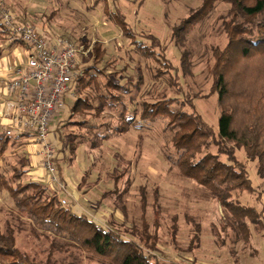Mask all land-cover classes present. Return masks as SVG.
Wrapping results in <instances>:
<instances>
[{
    "label": "rangeland",
    "instance_id": "obj_1",
    "mask_svg": "<svg viewBox=\"0 0 264 264\" xmlns=\"http://www.w3.org/2000/svg\"><path fill=\"white\" fill-rule=\"evenodd\" d=\"M4 1L39 30L45 32L46 27L51 34L66 37L84 51H90L82 56L89 66L95 58L94 45L103 43L106 56L101 66L110 63L109 72H120L117 80L132 89L133 104L138 109L143 102L162 98L183 102L189 95L196 98L194 104L205 121L218 131L220 109L218 94L211 92L210 69L214 64L213 50L225 48L228 41L224 21L228 20L229 5L215 3L210 14L179 40L183 42L181 47L177 45L178 38L173 37V29L200 9L203 0ZM116 9L126 16L136 33L153 34L168 46L165 56L178 69L182 92L171 84L176 71L158 76L159 70L167 69L131 46L112 17ZM185 50L189 66L184 72L181 64ZM140 76L143 84L136 90L132 85L137 84ZM86 94L96 96L94 90H87ZM66 104L71 108L74 102L66 100ZM58 122L59 118H55L51 124L52 137L58 138ZM165 124L163 119L144 120L96 149L81 145L75 156L64 152L61 166L64 181H61L70 194L72 191V203L80 205L99 225L124 237L137 241L145 237L156 242L152 252L170 264H264V225L261 230L247 216L236 218L209 190L181 174L172 134L164 129ZM63 132L85 133L73 127L64 128ZM54 143L58 151L57 139ZM30 147L32 144L26 142L11 147L1 160L0 173L10 178L15 170L25 168L28 172L24 181L43 180L38 176L40 169L30 163L33 154ZM236 154L247 165L255 191L234 192L232 200L260 218L261 212L264 213V180L258 177L256 163L250 162L243 151ZM14 210L13 199L7 191L0 190V225L4 228L10 221L19 226V247L32 257L45 260L52 240L41 233L33 235L27 221L18 224L11 215ZM53 259L59 264H109L74 247L55 250Z\"/></svg>",
    "mask_w": 264,
    "mask_h": 264
},
{
    "label": "trees",
    "instance_id": "obj_2",
    "mask_svg": "<svg viewBox=\"0 0 264 264\" xmlns=\"http://www.w3.org/2000/svg\"><path fill=\"white\" fill-rule=\"evenodd\" d=\"M217 2L230 6L228 20L224 21L228 41L225 48L213 50L214 64L210 69L211 92L218 94L220 109L218 131L205 121L194 104L196 98L189 95L183 102L174 98L143 102L138 109L133 104L132 89L117 80L120 72H109L110 63L101 66L106 50L103 43L98 42L94 45V62L76 86L77 99L70 108L69 117L58 123L60 148L56 165L60 178L63 163L60 154L68 151L75 156L81 145L96 149L103 142L128 133L144 120L163 119L166 121L164 129L172 134L181 174L209 190L236 218L247 216L261 229L264 213L261 212L260 218L253 217L248 210L235 205L232 196L238 191H255L247 165L238 159L237 151H243L250 162L257 164L258 177L264 180V0H203L200 9L190 13L173 29V37L178 38L177 45L183 47L179 40L209 15ZM112 17L138 53L155 59L167 69L159 70L158 76L177 72L171 84L177 85L176 89L182 92L178 69L165 56L168 46L153 34L136 33L119 9ZM188 60L185 50L181 64L184 72L188 69ZM142 84L140 76L132 86L137 90ZM87 90H94L96 96H89ZM95 101H99L98 106ZM89 118L95 121L91 123ZM67 127L85 133L64 134L63 129ZM26 137H8L0 133V170L7 151L22 145ZM27 172L25 168L15 170L10 178L0 173V190L7 191L13 199L15 210L11 215L18 224L27 221L33 235L41 233L52 240L50 253L45 260L32 257L18 245L20 227L7 221L4 228L0 225V264H59L53 259L54 251L66 247L77 248L109 264H170L152 252L156 242L145 237L137 241L105 228L88 214L74 210L72 202L63 206L57 189L52 190L36 180L24 181Z\"/></svg>",
    "mask_w": 264,
    "mask_h": 264
},
{
    "label": "built area",
    "instance_id": "obj_3",
    "mask_svg": "<svg viewBox=\"0 0 264 264\" xmlns=\"http://www.w3.org/2000/svg\"><path fill=\"white\" fill-rule=\"evenodd\" d=\"M0 30L5 46L21 44L29 53L24 65L15 64L14 77L4 85L7 98L1 105L3 117L8 121L4 134L27 135L26 140L37 147L48 186L61 195H69L58 174L51 124L55 118L62 122L69 117L61 115L68 108L66 100L77 99L76 86L89 67L82 56L90 51H84L66 37L48 36L34 24L17 19L4 0H0ZM61 203L70 204L66 197Z\"/></svg>",
    "mask_w": 264,
    "mask_h": 264
},
{
    "label": "crops",
    "instance_id": "obj_4",
    "mask_svg": "<svg viewBox=\"0 0 264 264\" xmlns=\"http://www.w3.org/2000/svg\"><path fill=\"white\" fill-rule=\"evenodd\" d=\"M13 12H14V8H13ZM17 19L21 20V21H25V18H21L16 11L14 12ZM37 27V26H36ZM38 28V27H37ZM39 29V28H38ZM45 30V32H43V30H40V32L51 36L53 34H51L49 31H46V27L43 28ZM1 34H2V39H0V127L3 128V130H5L6 125H8V121L3 117V107H2V102L7 98V94L6 91L4 89V85L7 81L11 80L14 77V70H15V64L17 65H24L27 62L29 53L28 50L25 46L21 45V44H17L14 46H10L7 47L5 46L4 43V35L2 33V31L0 30ZM63 114L61 116H63V118L68 117V115L70 114V108H67L66 110H64V112H62ZM55 139H57V137H52L51 136V140L53 142H55ZM24 141L27 143H29L26 139H24ZM60 148V144L58 146ZM59 150V149H58ZM30 151L33 153L32 157H31V165L36 167V169H40L38 172V176L39 177H43V180L38 178L36 179V181L42 182L45 185L47 184L46 181V175L45 172L41 169V164H40V160L37 156V147L32 145V147H30ZM59 159L63 162L64 161V155L60 154L59 155ZM64 163V162H63ZM63 163L60 165V167H63ZM37 175V174H36ZM64 178V173H61V180H63ZM64 181V180H63ZM70 190V189H69ZM72 191L71 194L69 192V195H61L60 198H68L69 202H72ZM74 201V200H73ZM70 205V204H69ZM74 210L79 211V212H83L86 213L83 208L80 207V205L76 204L74 202ZM88 214V213H86ZM89 215V214H88Z\"/></svg>",
    "mask_w": 264,
    "mask_h": 264
}]
</instances>
